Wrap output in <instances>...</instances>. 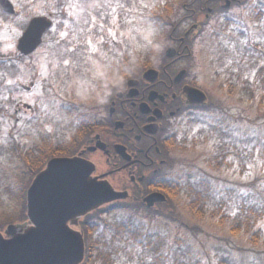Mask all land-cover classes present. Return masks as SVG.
Instances as JSON below:
<instances>
[{
    "label": "flooded vegetation",
    "instance_id": "flooded-vegetation-1",
    "mask_svg": "<svg viewBox=\"0 0 264 264\" xmlns=\"http://www.w3.org/2000/svg\"><path fill=\"white\" fill-rule=\"evenodd\" d=\"M135 2L138 8L133 10ZM248 2L0 0V116L11 122L9 125L4 120L12 141V182L11 194H8L11 202L6 208L11 213L3 216L0 212V235L9 239L5 233L7 226L26 219L23 207L20 212V173L33 176L53 157L77 156L86 160L94 167L93 178L107 181L114 190L127 193L123 200L144 207L146 196L153 193L167 196L171 189L177 188L178 183L172 181V170L178 165V159L172 153L179 143V130L182 124L197 121L209 104L208 92L194 73L195 45L202 33L207 32V68L226 58L223 66L229 65V71H237L239 75L232 74L237 79L245 77L249 82L257 78L256 64L248 62L246 50L240 51L238 60L244 68L240 63L237 66L236 59L227 52L222 53L221 47L225 44L220 43L225 37L224 31L235 20L228 11L245 10L243 6ZM42 12L46 14L44 22L51 26L40 44L31 51H21L20 35L33 20L42 19ZM140 20L141 28L137 29ZM148 29H154L157 39L163 42L160 52L144 40ZM135 41L137 44H133ZM217 45L220 50L215 53ZM99 71L109 76L127 73L123 90L114 92L103 105L78 102L77 125L66 141L53 146L38 133L39 142L34 141L21 152L19 138L33 125L29 117L37 108L46 107L48 119L54 120L51 104L45 105L47 101L52 102L50 91L54 84H61L70 72H75L86 80L89 89H99L102 85ZM243 71L250 74L243 76ZM27 78H30L28 85ZM35 91L39 94L32 104L19 98L22 93ZM200 92L205 96L204 101ZM42 100L44 104L39 106ZM54 106L62 110L66 119L68 113L62 105ZM42 120L46 119H40L39 123ZM22 165L26 167L24 170ZM1 179L2 176L0 183ZM153 199L150 208L161 210L165 201Z\"/></svg>",
    "mask_w": 264,
    "mask_h": 264
},
{
    "label": "rangeland",
    "instance_id": "rangeland-1",
    "mask_svg": "<svg viewBox=\"0 0 264 264\" xmlns=\"http://www.w3.org/2000/svg\"><path fill=\"white\" fill-rule=\"evenodd\" d=\"M143 5L142 1L141 6ZM132 8L133 10L138 8L137 2L133 3ZM254 11L255 9L252 10ZM252 12L248 8L245 10L230 9L228 13L231 15L229 16L235 20L233 25L224 31L225 37L221 38L220 43L225 44V47L224 45L221 47L222 53L227 52L229 56L234 57L237 66L240 63L238 62L241 57L240 51L246 50L248 62H255L254 67L258 71L260 68L264 69V25L260 23L264 17L253 15ZM141 21H138L139 28L136 27L137 29L141 28L139 24ZM242 41L246 43H241ZM133 44H137L136 41ZM208 44L212 46V42ZM253 45L255 46L252 48ZM219 50L217 45L215 53ZM195 52L194 73L208 92L209 104L207 110L201 113L197 121L181 125L179 143L172 153V157L178 159V165H175L176 168L172 170V181L177 182V189L181 187V190L200 180L206 181L210 190L209 207L214 208L221 204L226 215H234L242 207H245V212L251 208L258 210L264 204V103L260 104L261 86L254 79L249 82L245 80V77L239 78L238 76L237 79L235 75H232L233 72L238 74L237 71L231 72L228 70L229 65H227L228 68L223 66L227 62L226 58L217 63L220 64L219 66L215 64L211 69L207 68V52L209 51H207L206 31L196 43ZM228 63L230 64V61ZM240 65L244 66L243 63ZM199 67H201L200 70H198ZM235 69L234 67L232 70ZM244 74L249 75L250 73L243 71V76ZM29 80L30 78H27L26 85ZM77 82L85 86L87 84L86 80H82L75 72H70L67 79L61 80V84L59 82L54 84L50 91L52 102L47 101L45 105L50 107L51 104V110L55 111L54 115L57 117L53 115L54 120L50 122L46 107L37 108L36 113L29 117L33 125L30 126L28 132H25L26 134L24 133L19 138L21 152L26 151L34 141L39 142L38 133H42L41 137L45 136L53 146L69 139L77 125L75 118L79 106L74 91ZM37 93L39 94L37 91L30 94L22 93L19 98L32 104ZM43 104L42 100L39 106ZM54 104L56 107L59 104L62 105L67 111L66 119L61 113L62 110H59V107V109L55 108ZM209 116L211 120L207 118ZM5 119L0 116V122L4 124L0 126V177L2 176L0 212L3 216L11 213L6 208H9L11 202L8 194H11L12 182V155L10 153L12 141L8 136L10 128L6 127V122H9V125L11 122L7 119L4 122ZM40 119L46 120L39 123ZM225 128L229 131L226 132ZM234 132H239L241 135L236 136ZM221 154H224L223 163L220 162L222 157L218 156ZM21 168L24 170L26 167L22 165ZM18 178L21 212L22 197L30 175L23 172ZM173 183H170V188ZM171 191L177 192L173 189ZM173 201L177 212L175 221L163 219V217H152L148 221L141 215L122 209L104 213L102 218L106 223H114L121 220L127 221L132 216L134 220L141 221V228H144L143 221L147 220L150 230L155 228L157 233L160 232L158 234L164 233L159 241H155L159 250L168 240L175 242L183 237L182 243L187 249L183 254L188 264H264V217L256 225L259 231V234L257 232L256 234L259 239H249L250 234H246L243 230L232 234L229 230V220L221 225L216 219L210 218L208 213L202 219L193 216L185 208L182 194H175ZM99 218L98 216V223L96 221L95 225L91 224L94 237L108 232L103 229L104 221ZM179 224L182 225L178 226ZM106 241L108 242L107 247L111 245L115 254V264H148L152 258L153 251L142 249L131 238H123L122 241L114 242L115 244ZM88 264H103V262L100 260Z\"/></svg>",
    "mask_w": 264,
    "mask_h": 264
},
{
    "label": "water",
    "instance_id": "water-1",
    "mask_svg": "<svg viewBox=\"0 0 264 264\" xmlns=\"http://www.w3.org/2000/svg\"><path fill=\"white\" fill-rule=\"evenodd\" d=\"M201 95L204 101L205 96ZM93 168L77 156L53 157L46 162L26 189L25 221L7 226L5 233L9 239L0 235V264H82L85 242L80 221L90 212L127 195L114 190L107 181L93 178ZM65 192L72 194H58ZM153 197L160 202L166 200L163 194L153 193L143 199L146 206L153 204ZM61 228L71 236L70 242L58 250L38 248L29 242L37 233Z\"/></svg>",
    "mask_w": 264,
    "mask_h": 264
},
{
    "label": "trees",
    "instance_id": "trees-1",
    "mask_svg": "<svg viewBox=\"0 0 264 264\" xmlns=\"http://www.w3.org/2000/svg\"><path fill=\"white\" fill-rule=\"evenodd\" d=\"M259 86H261L260 92V104L264 103V69L260 68L259 70ZM222 157L221 163L224 162V154L218 155ZM219 162V164H220ZM217 166V165H215ZM173 192H168V200L164 204V209L158 213H156L153 209H147L139 204L132 203L130 201H122L117 204H110L101 207L100 209L92 212L83 218L82 221V229L84 232V241H85V259L82 264H88L93 262L102 261L103 264H115L114 263V252L109 245L107 247V241L115 244L118 241H122L125 235L127 238H131L132 241L136 242L142 249L147 251H153L152 258L148 262V264H161L159 253V246L155 241H159L162 235L158 234L160 232H145L144 228L141 226L135 230L130 228V225L134 218L130 216L127 221H117L114 223H106L103 220L102 215L104 213H109L117 209L130 211L132 214H137L143 216V218L148 219V221L152 217H163V219H168L170 221H175L177 217V212L175 209L173 196L175 194H182L184 196V206L193 216L202 219L203 217L209 214L210 218L216 219V221L224 225L227 220H229V230L232 234H237L243 230L246 234L249 235V239H259L258 233L259 231L256 229V225L258 222L264 217V204L257 210L256 208L247 209L245 212V207L240 208V210L234 215H226L224 211V207L221 204L214 208L209 207L210 202V190L206 181L200 180L198 183L194 185L186 186L183 190L181 187L179 189H173ZM179 191V192H178ZM23 200V197H22ZM98 216L100 220H103V229L108 230L104 234L98 235L94 237L92 235L93 227L91 224L95 225L98 220ZM95 221V222H94ZM98 223V221H97ZM165 223V222H164ZM162 224L163 226L165 224ZM182 224H179L180 226ZM110 229V230H109ZM259 234V233H258ZM111 235V240H109V236ZM144 237L147 240V243L141 239ZM118 239L117 241H115ZM115 242V243H114ZM264 242V241H263Z\"/></svg>",
    "mask_w": 264,
    "mask_h": 264
},
{
    "label": "snow or ice",
    "instance_id": "snow-or-ice-1",
    "mask_svg": "<svg viewBox=\"0 0 264 264\" xmlns=\"http://www.w3.org/2000/svg\"><path fill=\"white\" fill-rule=\"evenodd\" d=\"M237 2H239V0H237ZM228 6L230 7L231 5L229 4ZM244 7L248 8L250 12L255 9V11L252 12L253 15H259L261 17H264V0H249V3L245 4ZM45 15L46 14L43 12L40 13L42 19L33 20L32 25L26 28L25 31L20 35L18 46L21 51H31L33 48L36 47V45L41 43V37L44 35L46 29L51 26L49 23L44 22L43 17H45ZM228 15L231 14L228 13ZM260 23L261 25H264V19H261ZM20 27H23V24H20ZM245 31H247V29H245ZM241 43H246V41H242ZM65 63H67V61H65ZM9 83H11V81H9ZM207 118L211 120L210 116ZM224 130L226 132L229 131V129L227 128H225ZM233 134L236 136L241 135V133L239 132H234ZM252 135H255V133H252ZM58 194L71 195L72 193L65 192ZM140 226V220H133L130 225V228L132 230H135ZM143 227L146 233L149 231H156L155 228H152L151 230L149 229L147 220L143 221ZM161 234L163 235L164 233ZM70 236L71 233H69L66 229L61 228L60 230L53 231L51 233H37L35 235V238L29 242L38 248L47 249L49 251H55L68 244L70 242ZM124 238L127 239V236L125 235ZM141 239L144 241V243H147V240L144 237H141ZM109 240H111V235L109 236ZM182 241L183 237L178 238L175 242H173L172 240H168L166 242L165 246L161 249L160 253L158 254L161 264H188V261L185 255L183 254L186 253L187 249L186 246L182 243Z\"/></svg>",
    "mask_w": 264,
    "mask_h": 264
},
{
    "label": "clouds",
    "instance_id": "clouds-1",
    "mask_svg": "<svg viewBox=\"0 0 264 264\" xmlns=\"http://www.w3.org/2000/svg\"><path fill=\"white\" fill-rule=\"evenodd\" d=\"M143 38L156 52H160L164 47L163 42L157 39L154 29L146 30ZM98 75L102 80V85L99 89H89L81 82L76 83L74 91L77 102L82 104L95 103L103 105L109 102L114 92L123 90L127 73H113L109 76L103 71H99Z\"/></svg>",
    "mask_w": 264,
    "mask_h": 264
}]
</instances>
